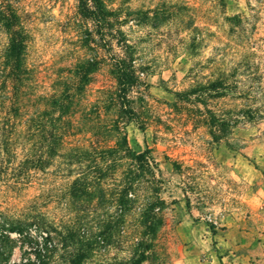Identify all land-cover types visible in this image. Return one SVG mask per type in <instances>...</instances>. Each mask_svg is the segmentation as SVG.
I'll return each mask as SVG.
<instances>
[{"label":"rangeland","instance_id":"obj_1","mask_svg":"<svg viewBox=\"0 0 264 264\" xmlns=\"http://www.w3.org/2000/svg\"><path fill=\"white\" fill-rule=\"evenodd\" d=\"M101 2L111 14L99 31L78 14L76 0H0L1 14L15 15L26 35L33 93L51 91L61 79L72 78L75 65L94 58L98 64L88 75L80 110L83 117L97 109L106 123L116 118L113 108L102 104L115 92L111 65L118 58L130 61L136 84L127 98L134 116L124 132L132 150H149L165 203L142 264H264V119L240 120L226 134L216 132L218 141L209 128V110L227 118L247 101L216 99L209 91L210 80H226L232 69L264 107V0ZM6 43L0 27V56ZM58 163L37 174L14 208H35L46 222L79 216L92 232L114 225L110 189L101 205L95 195L89 203L65 208L60 196L69 178ZM125 220L123 231L113 229L112 242L98 245L86 264L131 263L128 245L139 236L132 216ZM40 234L32 227L28 234L11 232L0 239L7 251L1 264L37 259ZM51 257L50 264H66L62 251Z\"/></svg>","mask_w":264,"mask_h":264},{"label":"trees","instance_id":"obj_2","mask_svg":"<svg viewBox=\"0 0 264 264\" xmlns=\"http://www.w3.org/2000/svg\"><path fill=\"white\" fill-rule=\"evenodd\" d=\"M76 1L78 14L100 31L111 12L101 0ZM0 27L7 35L0 56V239L7 238L11 232L28 234L32 227L44 234H40L43 245L37 259L13 264H50L52 254L59 251L63 252L66 264H86L98 251V245L104 247L112 242L113 229L121 227L118 231H123L128 215L135 221L139 236L128 245L130 264H142L152 249L151 240L161 224L165 203L159 197V181L155 179V164L149 150H132L124 132V126L134 116L127 98L136 84L133 66L124 58L112 63L115 92L102 104L105 110L113 108L116 118L102 123L99 110H89L83 117L80 110L81 95L90 82L88 75L98 64L94 58L75 65L68 81L63 78L51 91L37 95L30 85L32 70L25 63L26 35L17 18L0 12ZM252 88H244V83L238 81L236 69L229 72L226 80L217 77L209 81V91L216 99L227 95L247 99L227 118L209 110V128L215 141L222 138L216 132L224 135L240 120L255 124L264 119V107L252 99ZM82 122L87 125L84 130ZM56 162L64 164L59 170L69 178L60 196L66 201H63L65 208L89 203L95 195L101 205L105 188L110 189L112 196L108 203L115 207L117 216L114 225L108 223L92 232L84 227L87 223H82L79 216L66 221L60 216L57 223L46 222L35 208H14L24 191L36 183L37 174ZM5 253L6 249L0 245V264Z\"/></svg>","mask_w":264,"mask_h":264}]
</instances>
